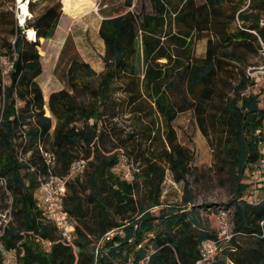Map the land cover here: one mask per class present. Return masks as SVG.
I'll use <instances>...</instances> for the list:
<instances>
[{"label":"trees","instance_id":"trees-1","mask_svg":"<svg viewBox=\"0 0 264 264\" xmlns=\"http://www.w3.org/2000/svg\"><path fill=\"white\" fill-rule=\"evenodd\" d=\"M38 1L48 5L23 28L12 23L0 43V57L12 64L6 73L0 66V179L11 199L10 221L0 228L4 249L18 264H197L202 243L216 240L217 232L193 206L192 177L215 181L230 196L231 236L219 242L210 264H264V185L251 204L250 184L243 181L257 160L253 132L264 126V89L243 95L251 84L244 56L264 51V0H149L150 11L138 13L125 0L122 13L100 12L103 70L96 73L71 36L65 38L59 60L71 51L68 89L47 102L54 126L36 81L38 48L53 38L62 3ZM28 9L34 11L33 0ZM27 30L35 31L33 39ZM204 34V55L196 57L193 44ZM127 107L134 129L113 138L114 120ZM185 111L204 136L207 129L214 133L208 172L192 166L193 152L172 127ZM121 159L136 165L130 180L114 172ZM74 162L84 166L67 180L62 197L74 222L69 246L36 195L44 179L66 177ZM166 171L183 186L181 204L160 201Z\"/></svg>","mask_w":264,"mask_h":264},{"label":"rangeland","instance_id":"rangeland-1","mask_svg":"<svg viewBox=\"0 0 264 264\" xmlns=\"http://www.w3.org/2000/svg\"><path fill=\"white\" fill-rule=\"evenodd\" d=\"M0 2V9L8 12L5 16V21H2L0 24L1 43L3 38L9 34L12 23L16 22L18 26L23 28L25 26V21L20 23L18 19V4L15 0H0ZM33 2L34 11L31 12L28 9V15L25 20L33 18L48 5V3H42L38 0H33ZM124 2L125 0H103L102 3L101 0H61L62 15L56 33L52 39L40 40L38 51L39 54L41 52L40 63L42 73L36 79L43 95L45 116L52 118L53 126L55 124V119L52 117L47 107L48 97L53 92L68 89L65 72L68 64L67 60L71 51L67 53L63 60H59L60 51L65 38L70 35L74 48L80 58L87 62L96 73L101 72L103 70L101 56L104 54V46L98 36V28L102 19L100 12L108 15L122 13L124 10L122 8ZM131 3L132 6L130 10L135 13L140 12L142 9L150 11L149 0H131ZM173 29L175 30V28ZM25 36L29 38L27 31H25ZM206 41L207 34H204L200 40L194 42L193 52L196 57H202L204 55ZM244 57L248 64L247 69L264 64V51H258L255 54H248ZM0 58H2V56ZM0 66L3 68L1 62ZM4 81H6V79ZM116 96L122 99V96ZM82 99V97L79 98L80 101H82ZM259 99V107L264 110V97L260 96ZM128 110L129 108L127 107L122 115L114 120L116 125L111 132V137L114 138L115 134L124 135L126 132H130L134 129V123L130 120ZM154 124L155 127H157L159 122L154 120ZM172 127L176 133L178 142L193 152L192 166L203 172H208V170L212 169L214 154L212 144L215 142L213 131L207 129L208 136H204L195 123L190 111L180 113L173 122ZM215 130L218 132V128ZM154 146L156 147V145ZM157 146L159 147V144ZM107 150L110 151V154L116 151L113 142L110 141L108 143ZM135 169V164L127 163L125 159H121V162L115 166L114 172L130 180L131 173ZM24 173L25 171L22 172V174ZM243 181L247 183L251 182V177L247 170L244 172ZM188 182L193 190V206L198 209L202 221L208 222L210 228L217 232L219 228L217 217L221 215V212H225L224 218L231 224L232 209L227 204L230 196L226 188L220 187L215 181L205 182L202 180L199 183H195L192 177L188 178ZM162 190L160 201L163 205L181 204L183 186L182 184L173 182L168 171L165 173ZM10 201L9 195L4 190V182L0 179V228L10 221L8 211ZM218 252L217 250V254Z\"/></svg>","mask_w":264,"mask_h":264},{"label":"built area","instance_id":"built-area-1","mask_svg":"<svg viewBox=\"0 0 264 264\" xmlns=\"http://www.w3.org/2000/svg\"><path fill=\"white\" fill-rule=\"evenodd\" d=\"M15 1L16 3L19 1L25 2L28 10V0ZM24 21L25 18L23 22ZM260 24L264 25V20H262ZM1 64H3L4 73L8 72L12 65L11 62L6 58L1 59ZM246 74L249 77L251 84L248 86L243 95L257 91L259 92L261 89H264V64L257 67L248 68ZM253 136L256 139L255 144L257 160L247 169V172L251 177V182L249 183L250 188L248 200L251 204H257L261 199L260 188L262 185H264V126L255 129ZM83 166V162H74L71 166L69 174L66 177H49L48 179H44L41 182L40 188L36 195L39 204L44 209L45 215L51 221L60 239L69 246H73L75 238L74 222L62 209V197L66 192L67 180L77 173L82 172ZM220 214L221 215L217 217V220L219 221L217 239L206 240L202 243L201 259L197 262V264H210L216 256L219 242L230 239L232 224H230V222L224 218L225 212H221ZM111 236V232L106 234L107 238ZM50 246V242L46 241L44 243V248L46 251ZM0 254L2 264H18L15 254L13 252H7L1 242Z\"/></svg>","mask_w":264,"mask_h":264},{"label":"bare ground","instance_id":"bare-ground-1","mask_svg":"<svg viewBox=\"0 0 264 264\" xmlns=\"http://www.w3.org/2000/svg\"><path fill=\"white\" fill-rule=\"evenodd\" d=\"M17 4H18V13H19L18 19L20 20V23H23L24 18H26V16L28 15L27 6H26V3L23 1H19ZM34 32L35 31L33 30H27L29 39L34 38Z\"/></svg>","mask_w":264,"mask_h":264},{"label":"crops","instance_id":"crops-1","mask_svg":"<svg viewBox=\"0 0 264 264\" xmlns=\"http://www.w3.org/2000/svg\"><path fill=\"white\" fill-rule=\"evenodd\" d=\"M56 31H57V29H56ZM56 33V32H55ZM104 46V45H103Z\"/></svg>","mask_w":264,"mask_h":264}]
</instances>
